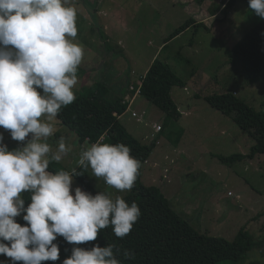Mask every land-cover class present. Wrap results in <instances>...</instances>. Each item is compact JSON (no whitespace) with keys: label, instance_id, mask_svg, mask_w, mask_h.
<instances>
[{"label":"rangeland","instance_id":"rangeland-1","mask_svg":"<svg viewBox=\"0 0 264 264\" xmlns=\"http://www.w3.org/2000/svg\"><path fill=\"white\" fill-rule=\"evenodd\" d=\"M230 3L78 0L77 40L86 55L75 94L101 84L109 90V94L97 96L101 106L108 97H121L126 82L143 77L156 59L167 63L187 84L186 88H173L171 96L180 111L191 105L192 113L168 122L164 112L137 96L133 106L128 103L129 112L118 117L141 144H156L142 167L141 182L160 187L172 207L200 234L232 242L244 228L260 246L235 264H264V155L222 161L220 156L250 155L254 143L205 101L208 96L230 91L256 112L264 113V81L247 79L232 55L233 47L260 18L249 8L248 0H236L229 8ZM186 23L190 27L166 43ZM200 23L203 25L197 29L195 25ZM156 125L164 131L156 134ZM57 129L49 142L55 146L61 136L70 137L74 148L55 163L56 168L77 170L81 147L76 135L59 121ZM0 132L10 150L20 147L8 132ZM89 183L96 192L112 198L130 193L107 186L90 168ZM76 187L83 190L74 178L73 189ZM0 261L8 258L0 255Z\"/></svg>","mask_w":264,"mask_h":264},{"label":"clouds","instance_id":"clouds-1","mask_svg":"<svg viewBox=\"0 0 264 264\" xmlns=\"http://www.w3.org/2000/svg\"><path fill=\"white\" fill-rule=\"evenodd\" d=\"M248 5L264 19V0H248ZM77 19L78 0H0V129L20 144L10 150L0 132V255L10 264L58 261V237L75 245L63 264L134 259L114 243L80 245L97 241L109 226L116 237L128 236L142 215L139 205L103 191L93 195L73 189L74 178L82 175L75 168L49 170L74 148L70 137L61 136L55 146L49 141L58 131L61 110L76 100L78 70L86 55L77 40ZM159 126L156 133L163 130ZM107 140L105 133L94 143L85 141L78 166L90 168L111 188L131 191L141 162L130 146Z\"/></svg>","mask_w":264,"mask_h":264},{"label":"trees","instance_id":"trees-1","mask_svg":"<svg viewBox=\"0 0 264 264\" xmlns=\"http://www.w3.org/2000/svg\"><path fill=\"white\" fill-rule=\"evenodd\" d=\"M195 1L203 4L207 0ZM235 1L231 0L229 8L234 6ZM201 25L203 23L196 24L195 27L199 29ZM189 27V23L182 25L166 43ZM232 55L241 65L247 79L264 81V19L260 18V21L233 47ZM82 71L80 67L78 75L82 74ZM142 79L141 96L164 112L168 122L179 121L182 113L171 93L175 87L186 88V82L176 75L167 63L159 59L152 63ZM107 94L108 88L96 83L77 95L74 103L62 109L58 121L76 135L80 147L85 141L89 144L96 142L105 133L108 134V143H124L131 147V154L142 166L134 188L123 198L129 204L136 202L142 215L134 225L133 231L125 238L116 237L109 226L101 230L97 241L80 246L90 248L99 243L104 247L108 243H114L122 251L129 250L134 254V259L124 260V264H235L247 259L253 249L260 246V242L256 243L244 228L232 242L225 238L200 234L172 207L171 201L160 187L145 186L141 182L142 167L148 162L156 144L151 146L141 144L121 123L118 117L124 115L128 108V102L123 96L108 97L103 105L97 104V96ZM205 101L211 108L229 117L254 143L250 155L220 156L222 161L230 163L264 155L263 112H256L230 91L208 96ZM162 129L164 131L163 126ZM49 170L58 171L56 164H51ZM77 172L82 174L75 179L83 190L93 195L97 194L89 183V168L85 170L78 167ZM24 195L27 207L30 200L27 193ZM19 223L22 226L26 224L22 217ZM54 243L60 247V259L55 262L46 261L44 264H63V260L71 256L72 248L75 246L67 243L63 237H58ZM119 258L123 259L122 256Z\"/></svg>","mask_w":264,"mask_h":264},{"label":"crops","instance_id":"crops-1","mask_svg":"<svg viewBox=\"0 0 264 264\" xmlns=\"http://www.w3.org/2000/svg\"><path fill=\"white\" fill-rule=\"evenodd\" d=\"M142 80H143L142 79V76L140 75L137 80L135 79L134 81H128V82H126L125 86L120 90L121 91V95L124 97V100L125 101L127 100L128 103H130L131 101L133 102L132 103V106H133L134 102L136 101L137 96H141V94L140 95L139 94H136V91L141 86ZM132 88H134V90H132ZM192 111H193V108L191 107V105H188L187 106V110L185 112H182V111H180V112L182 113V116H187V115H190L192 113ZM128 112L129 111H127L126 113H128ZM157 126L158 125H156L155 128ZM162 131H160V132H162ZM155 133H156V130H155ZM156 134H160V133H156Z\"/></svg>","mask_w":264,"mask_h":264},{"label":"built area","instance_id":"built-area-1","mask_svg":"<svg viewBox=\"0 0 264 264\" xmlns=\"http://www.w3.org/2000/svg\"><path fill=\"white\" fill-rule=\"evenodd\" d=\"M132 90H134V88H132ZM137 93L136 94H140V88L136 91ZM127 101V100H126ZM132 104V101L130 102ZM133 116H136V114L134 113ZM161 127H157V130H160Z\"/></svg>","mask_w":264,"mask_h":264}]
</instances>
